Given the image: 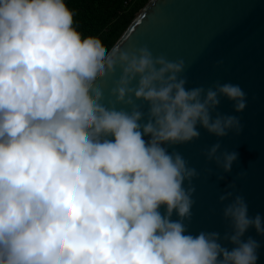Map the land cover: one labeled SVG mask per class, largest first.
<instances>
[{
	"label": "clouds",
	"instance_id": "clouds-1",
	"mask_svg": "<svg viewBox=\"0 0 264 264\" xmlns=\"http://www.w3.org/2000/svg\"><path fill=\"white\" fill-rule=\"evenodd\" d=\"M184 67L147 46L109 51L66 0H0V264H256L259 243L242 237L264 226L239 195L223 210L231 250L186 234L197 172L165 145L198 125L238 134V117L213 112L246 99L229 83L186 89ZM116 71L106 99L97 82ZM219 149L206 158L229 172L238 153Z\"/></svg>",
	"mask_w": 264,
	"mask_h": 264
},
{
	"label": "water",
	"instance_id": "water-1",
	"mask_svg": "<svg viewBox=\"0 0 264 264\" xmlns=\"http://www.w3.org/2000/svg\"><path fill=\"white\" fill-rule=\"evenodd\" d=\"M141 46L170 60L182 58L185 67L180 76L186 79V89L229 83L245 93L246 107L241 112L223 96L213 112V116L238 117V134L229 131L217 137L198 125L197 139L165 145L197 172L191 181L193 204L191 218L185 221L186 234L217 232L219 242L231 250L233 245L223 239L231 231L223 210L235 196L243 197L248 216L260 215L264 226V0H149L110 51ZM118 76L116 71L97 82L106 99ZM217 143L218 153H238L229 172L206 158L205 152ZM184 187H189L187 181ZM229 192L232 195L221 202L220 197ZM177 218L174 212L171 219ZM249 237L260 245L256 264H264V235L250 227L242 240Z\"/></svg>",
	"mask_w": 264,
	"mask_h": 264
},
{
	"label": "trees",
	"instance_id": "trees-1",
	"mask_svg": "<svg viewBox=\"0 0 264 264\" xmlns=\"http://www.w3.org/2000/svg\"><path fill=\"white\" fill-rule=\"evenodd\" d=\"M149 0H66L83 35L99 37L110 51Z\"/></svg>",
	"mask_w": 264,
	"mask_h": 264
}]
</instances>
